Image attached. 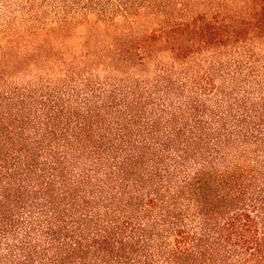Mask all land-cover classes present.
Here are the masks:
<instances>
[{"label": "trees", "instance_id": "trees-1", "mask_svg": "<svg viewBox=\"0 0 264 264\" xmlns=\"http://www.w3.org/2000/svg\"><path fill=\"white\" fill-rule=\"evenodd\" d=\"M0 264H264V0H0Z\"/></svg>", "mask_w": 264, "mask_h": 264}]
</instances>
